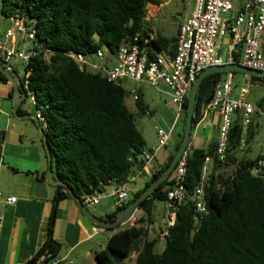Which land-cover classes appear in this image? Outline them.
Returning <instances> with one entry per match:
<instances>
[{
  "label": "trees",
  "instance_id": "1",
  "mask_svg": "<svg viewBox=\"0 0 264 264\" xmlns=\"http://www.w3.org/2000/svg\"><path fill=\"white\" fill-rule=\"evenodd\" d=\"M162 3L163 0H0L3 19L18 17L34 31L33 45L41 48L28 65L32 73L21 81L23 86L28 81L37 99L36 109L47 122L45 133L53 156L54 177L69 185L78 197L100 191L111 180L127 181L142 173L139 157L147 144L126 103L130 92L101 74L82 72L68 53L92 57L106 51L112 57L119 48L137 40L151 57L158 53L173 57L180 28L177 34L157 32L150 39L154 31L148 6ZM146 39L150 43L144 46ZM220 77L221 74H214L203 81L193 125L200 120L208 88L213 81L218 83ZM0 80L5 81L1 76ZM187 106L188 97L181 112L182 130ZM136 109L142 115L150 114L142 97L136 102ZM18 114H22L20 109ZM182 138L183 132L166 164L153 175L144 173L148 178L144 186L135 192L131 190L128 202L108 214V221L115 220L120 210L163 173ZM242 142V125L235 121L224 161L218 158L217 145L206 150H188L186 198L175 212L174 225L162 233H166L163 252L157 253L159 240L150 239L148 229L154 224L155 202L167 201L174 172L140 205L134 225L112 235L106 248L96 253L97 263L264 264V170L253 173L258 161L264 158H242ZM206 159L212 166L204 185L207 213L199 216L191 197L204 178ZM228 168H234L230 175L226 173ZM64 199L69 198L61 193L59 201ZM59 247L53 240L48 242L32 262L47 253L56 257Z\"/></svg>",
  "mask_w": 264,
  "mask_h": 264
},
{
  "label": "built area",
  "instance_id": "2",
  "mask_svg": "<svg viewBox=\"0 0 264 264\" xmlns=\"http://www.w3.org/2000/svg\"><path fill=\"white\" fill-rule=\"evenodd\" d=\"M234 3L235 0H196L191 17L180 27L176 53L173 57L164 53H158L151 57L147 49L139 45L137 40L136 43L119 48L114 56L116 60L114 66H108L105 62L106 51H99L92 57L70 51L68 56L74 60L82 72L101 74L114 85H122L124 81L131 80L137 83L146 82L158 89L160 85L164 84L168 89V95L173 105L180 113L195 80L208 68L236 64L264 72L262 47L264 0H251L234 17H231V13L234 11ZM9 20L14 25V29L7 30L0 39V56L9 64L14 60L23 62L25 65L24 76L27 79L32 73V69L28 68L31 58L38 56L41 48L33 45L35 41L33 30L26 28L18 17H12ZM226 36L231 38L228 58H224L220 54L222 41ZM149 41L146 39L143 45H148ZM20 44H24L26 50L19 49ZM236 51L239 54L237 57L234 56ZM46 58H49V55ZM28 84L26 80L24 88L27 98L36 106V96ZM232 90L233 86L229 81L216 84L213 96L206 106L207 112L217 111L220 115L221 124L217 143V155L220 161L226 159L227 143L235 114L243 113L244 128L250 125L252 116L263 114L259 105L249 103L246 100V87L240 89L238 100L231 99ZM129 94L134 102L138 101V90H132ZM37 119L43 130L46 131L47 122L41 111H38ZM169 142L170 134L163 129H158L157 148L145 150L139 157L143 162V172L149 175L155 173L153 168L155 154L159 149L167 148ZM3 147L4 143L0 139V149ZM209 162L210 160L206 159V165ZM263 170L264 160H260L253 169V173L257 175ZM186 173L185 155L174 170L173 184L167 193L165 231L174 225L175 212L186 198L184 187ZM205 181L204 173L201 185L191 197L199 216L207 213ZM130 193L131 182L129 180H111L104 189L94 191L91 195H85L81 197V200L86 206H98L103 200L111 199L115 209H117L128 202ZM0 201L8 206L15 203L13 197L5 198L1 192ZM165 235L166 233L162 234V237ZM46 260L49 261L46 264H65L63 261L55 259L51 254L43 255L34 264H45Z\"/></svg>",
  "mask_w": 264,
  "mask_h": 264
},
{
  "label": "crops",
  "instance_id": "3",
  "mask_svg": "<svg viewBox=\"0 0 264 264\" xmlns=\"http://www.w3.org/2000/svg\"><path fill=\"white\" fill-rule=\"evenodd\" d=\"M250 1L235 0L231 17H234ZM161 7L162 4L159 6H148V12L150 8L152 11V13H149L153 17V23L160 13ZM193 11L188 15L184 23L191 17ZM2 25L3 27L1 28ZM181 25L175 27V34L178 33ZM0 28L1 39L7 30L14 29V25L10 20H4L0 15ZM158 32H160V29ZM153 37L150 39H153ZM230 45L231 38L226 36L220 48V54L224 58H228ZM262 47L264 54V34ZM19 49L26 50V46L20 44ZM237 51L234 54L236 57L239 56ZM0 58L3 60V57L0 56ZM14 61L10 64L12 70L19 76L13 65ZM105 62L108 66L116 64L115 57H110L107 53ZM0 76L5 80H0V139L4 143V147L0 149V192L5 198L13 197L15 199V203L9 206L0 201V264H30L35 258H38L40 251L52 240L60 245L59 253L54 257L55 259L61 260L65 264H75L77 259H81L82 264H98L95 258L96 253L106 248L104 247V241L106 240L105 246H107L111 236L116 233L114 232L115 230L111 234H107L106 229L99 228L89 222L70 199L59 201L54 214L57 192L55 187L46 182L48 159L43 143V135L35 121L25 118L29 115L37 116L38 111L35 104L27 98L18 107L17 113H15V108L22 97L18 83L13 75L1 64ZM19 77L22 80L23 77ZM127 81L131 80L124 81L123 87ZM227 81L231 82L233 86L231 99L238 100L240 98V89L246 87V100L249 103L259 105L264 114V82L262 84L257 78L249 77L242 73L221 74L218 83ZM218 83L216 82V84ZM157 90L168 95V89L164 84L160 85ZM140 97L142 95L139 93ZM168 97L170 96L168 95ZM130 99L132 100L129 96L127 101ZM132 102L136 107V102L133 100ZM207 104L201 110L199 122L193 125L188 149L190 151L194 149L206 150L218 143L221 124L220 115L217 111L207 112ZM19 109L22 114H18ZM181 112L178 113L176 108V114L170 127H160V129L170 134V142L167 148L159 149L156 152L153 162L155 171L166 164L178 144L182 132H184L182 128L181 130H175L180 125ZM147 114L150 115L149 113ZM257 115L255 114L250 118V125L246 128L243 127V113L238 112L234 116L233 125L235 121H240L242 125L243 142L240 156H243L242 158L244 159H246L244 156L245 150L251 147L253 140L251 128L254 126V118ZM256 126H259L258 122H256ZM140 131L147 144L146 150L157 148V128L155 130ZM258 156L263 157L261 154ZM211 167V162H209L205 172V180L208 178ZM144 173L146 172H140L129 180L133 192L141 189L148 180L143 175ZM103 201L108 202L112 209L109 211L104 205L102 215L96 217L106 219V216L111 214L115 207L111 199ZM53 214L55 219L51 225ZM135 220L128 223V225H134ZM49 254L47 253L46 255Z\"/></svg>",
  "mask_w": 264,
  "mask_h": 264
},
{
  "label": "rangeland",
  "instance_id": "4",
  "mask_svg": "<svg viewBox=\"0 0 264 264\" xmlns=\"http://www.w3.org/2000/svg\"><path fill=\"white\" fill-rule=\"evenodd\" d=\"M194 6L195 0H163L162 7L160 8L161 11L152 25V29L154 31V34L152 36H155L159 29L160 32L165 35H172L174 33L175 27L184 23L188 15H190L194 10ZM149 12L152 13L151 8ZM2 27L3 25L1 26V28ZM13 65L15 66L19 76L24 77V63L21 61H14ZM236 81L240 83L238 79H236ZM124 88L128 91L138 90L142 95L143 100L150 112V115H142L137 111L131 99L127 101V106L135 115L139 130H155V128H157L158 130L160 129V127H170L176 114V108L173 103L170 102V97H168L165 92H161L160 90L155 89L146 82L134 83L132 81H127L124 83ZM182 116L183 114L181 113V118ZM256 122H258L259 124L258 127L256 126ZM181 128L182 123H180L179 127L175 130H181ZM251 132L253 133L251 147L250 149L245 150L244 156L246 159L255 160L256 157L261 154L264 158V114L255 116L254 126L251 128ZM233 169L234 168L226 169L227 175L232 174ZM108 204V202L103 201L101 204L102 206H88V209L93 215L101 216L104 205L107 207V210L110 211L112 209ZM164 214L165 203L160 201L155 202V210L153 214L154 224H152L148 230L150 239L159 240L156 248L157 253L163 252L165 248V242L162 241L164 238L162 237V233L166 230ZM135 219L136 216L133 217L131 222H134ZM128 227H130L128 223L125 225H121L116 228L114 232H120ZM106 232L107 234H111L113 231L107 230ZM104 243V247H106V240L104 241ZM135 257L136 253L132 255V259L134 260Z\"/></svg>",
  "mask_w": 264,
  "mask_h": 264
},
{
  "label": "water",
  "instance_id": "5",
  "mask_svg": "<svg viewBox=\"0 0 264 264\" xmlns=\"http://www.w3.org/2000/svg\"><path fill=\"white\" fill-rule=\"evenodd\" d=\"M0 64L3 65L16 79L18 86L20 88V91L22 93L21 100L19 101L18 105L15 108V113H17L18 107L27 99V93L22 85V81L20 77L12 70L11 64L5 62L0 58ZM227 73H242L245 74L249 77H255L263 84L264 82V72L261 71H255L251 70L245 67H242L240 65L232 64V65H225L222 67H211L206 69L204 72H202L197 79L195 80L193 87L190 91L189 97H188V106L186 109V123L184 127V132H183V138L182 142L180 144V147L178 148L176 154L174 155L173 159L171 160L170 164L168 167L163 171V173L146 189L144 192L133 202H131L128 206L120 210L117 215L115 220L113 221H108L107 219H101L93 215L88 207L83 204L81 197H78L73 189L67 185L66 183L56 179L54 177V173L52 171V152L50 149L48 137L43 130L39 120L37 119L36 115H29L25 118L32 119L35 121L36 125L38 126L40 132L43 135V143L44 147L46 150L47 154V159H48V171L46 173V182L55 187L57 196H56V201L54 205V214L55 211L57 210L58 204H59V197L61 193H64L67 195V197L76 205L77 209L81 212V214L92 224L95 226L102 228V229H116L121 225H125L127 223H130L131 220L133 219L134 215L138 211V208L140 205L148 199L154 192L158 189L160 185H162L165 181H167L172 173L174 172L177 164L179 161L188 153L189 145H190V140H191V134H192V128H193V119L195 116V109H196V103H197V95L199 92V89L203 83V81L209 77L210 75L214 74H227ZM216 86V82L213 81L208 88L206 95L204 97V105L208 103L210 98L213 95L214 89ZM55 217V216H53ZM30 264H34V262H31ZM75 264H82L81 259H77Z\"/></svg>",
  "mask_w": 264,
  "mask_h": 264
}]
</instances>
